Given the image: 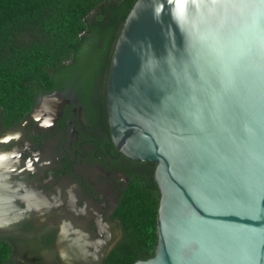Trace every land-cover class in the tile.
<instances>
[{"label":"water","instance_id":"water-1","mask_svg":"<svg viewBox=\"0 0 264 264\" xmlns=\"http://www.w3.org/2000/svg\"><path fill=\"white\" fill-rule=\"evenodd\" d=\"M105 119L118 155L154 164L156 246L133 264H264V0H135ZM72 235L56 240L63 264H102L113 245Z\"/></svg>","mask_w":264,"mask_h":264},{"label":"flooded vegetation","instance_id":"flooded-vegetation-1","mask_svg":"<svg viewBox=\"0 0 264 264\" xmlns=\"http://www.w3.org/2000/svg\"><path fill=\"white\" fill-rule=\"evenodd\" d=\"M45 97L48 108L36 114ZM61 103L60 115L50 121ZM87 114L75 92L54 90L38 97L14 126L5 128L0 119V247L9 252L5 264H63L56 240L69 228L98 240L104 249L121 239L115 211L130 181L127 172L138 168L110 149ZM81 237L71 236L77 242Z\"/></svg>","mask_w":264,"mask_h":264},{"label":"trees","instance_id":"trees-1","mask_svg":"<svg viewBox=\"0 0 264 264\" xmlns=\"http://www.w3.org/2000/svg\"><path fill=\"white\" fill-rule=\"evenodd\" d=\"M135 0H0V119L9 128L38 97L72 90L88 121L109 141L105 83L111 52ZM122 159H125L122 157ZM138 169L121 194L115 216L122 237L102 264H133L153 256L159 193L154 164L126 159ZM0 264L9 254L0 247Z\"/></svg>","mask_w":264,"mask_h":264},{"label":"bare ground","instance_id":"bare-ground-1","mask_svg":"<svg viewBox=\"0 0 264 264\" xmlns=\"http://www.w3.org/2000/svg\"><path fill=\"white\" fill-rule=\"evenodd\" d=\"M47 99H48V97H45L43 100H42V103H41V105H40V107H39V109L37 110V112H36V114H40V113H44L45 111H46V108H48V103H47ZM54 114V113H53ZM84 238V237H83ZM85 239V238H84ZM85 244H87V245H91V246H93L90 250H91V252L93 251H97V250H99L103 245L98 241V240H96V239H91V240H87L86 242H85ZM94 248V249H93Z\"/></svg>","mask_w":264,"mask_h":264}]
</instances>
